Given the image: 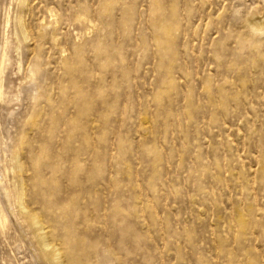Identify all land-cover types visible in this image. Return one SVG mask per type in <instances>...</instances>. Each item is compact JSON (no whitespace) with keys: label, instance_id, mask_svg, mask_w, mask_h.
<instances>
[{"label":"rangeland","instance_id":"obj_1","mask_svg":"<svg viewBox=\"0 0 264 264\" xmlns=\"http://www.w3.org/2000/svg\"><path fill=\"white\" fill-rule=\"evenodd\" d=\"M23 1L0 0V264H264V0Z\"/></svg>","mask_w":264,"mask_h":264},{"label":"bare ground","instance_id":"obj_2","mask_svg":"<svg viewBox=\"0 0 264 264\" xmlns=\"http://www.w3.org/2000/svg\"><path fill=\"white\" fill-rule=\"evenodd\" d=\"M24 1H25V0H24ZM24 1H23V2H24ZM21 2H22V0H21ZM25 3H26V2H25ZM23 5H24V4H23ZM25 5H26V4H25ZM20 7H21V6H20ZM22 9H24V7H22ZM20 11H21V8H20ZM23 12H24V11H23ZM18 13H19V12H18ZM18 13H17V14H18ZM19 14H21V13H19ZM8 16H9V15H8ZM18 17H19V16H18ZM18 17H17V18H18ZM20 18L23 19V16H22V17L20 16ZM20 18H19V19H20ZM248 18H249V19H248L249 24H250V26L252 27L253 30H257V31H258V30L262 29V31H263V29H264V16L262 17V16H259L257 13H254V14L252 13V15H250ZM7 22H8V20H7ZM16 22L19 23V21H16ZM20 22H22V21L20 20ZM246 24H247V23H246ZM7 25H8V24H7ZM19 28H21V27H19ZM248 28H249V27H248ZM26 29H27V28H26L25 26H22L21 31H22V34H23V35H26ZM250 29H251V28H250ZM18 31H19V30H18ZM253 32H254V31H253ZM263 32H264V31H263ZM20 33H21V32H20ZM21 36H22V35H21ZM22 37H23V36H22ZM24 38H25V36H24ZM5 39H6V38H5ZM5 43H6V42H5ZM7 44H8V43H7ZM2 45H3V44H2ZM7 46H8V45H7ZM3 47H4V46H3ZM4 49L6 50L7 47L4 48ZM2 51H3V50H2ZM2 51H1V54L3 53ZM6 52H7V51H6ZM4 54H5V53H4ZM2 55H3V54H2ZM3 57H4V56H3ZM6 57L8 58L9 56H5V58H6ZM9 58H10V57H9ZM9 60H10V59H9ZM7 62H8V61H7ZM1 63H2V64L4 63V58L2 59V62H1ZM6 65H7V63H6ZM6 65H5V66H6ZM3 67H4V66H3ZM2 69H3V68H2V66H1V67H0V70L2 71ZM4 70H5V69H4ZM1 71H0V72H1ZM1 73H2V72H1ZM0 76H1V75H0ZM1 78H2V77H1ZM0 80H2V79H0ZM2 82H3V81H2ZM1 84H2V83H1ZM0 87H1V85H0ZM3 88H4V87H3ZM1 93H2V92H1ZM4 94H5V93H4ZM1 98H3V97H1ZM2 101H3V100H2ZM21 200H22V199H21ZM0 205H1V204H0ZM21 205L23 206V204H21ZM0 208H1V207H0ZM2 209H3V208H1V210H2ZM22 209H24V207H23ZM5 215H6V214H5ZM0 216H1V215H0ZM2 218H3V217H1L0 219H2ZM4 218H5V217H4ZM6 220H8V219H6ZM1 221H2V220H0V222H1ZM2 222H3V221H2ZM2 222H1V223H2ZM7 222H8V221H7ZM1 223H0V224H1ZM3 223H4V222H3ZM35 223H36V222H35ZM36 224H37V223H36ZM34 225H35V224H34ZM61 225H62V224H61ZM63 227H64V226H63ZM2 228H3V227H2ZM36 228H37V227H36ZM7 229H8V228H7ZM37 229H38V228H37ZM8 230H9V229H8ZM42 230H43V229H42ZM44 230H45V229H44ZM44 230H43V231H44ZM65 230H66V229H65ZM37 231H38V230H37ZM62 231H63V230H62ZM1 232H2V231H1ZM4 233H5V232H4ZM4 233H3V234H4ZM50 233H51V232H50ZM62 233H63V232H62ZM66 233H67V232H66ZM51 234H52V233H51ZM64 234H65V231H64ZM49 236H50V235H49ZM61 236H62V235H61ZM63 236H64V235H63ZM63 236H62V238H64ZM44 237H45V236H44ZM51 237H54L53 234H52ZM47 238H48V237H47ZM49 238H50V237H49ZM44 239H46V238H44ZM49 240H50V239H49ZM45 244H46V243H45ZM50 245H51V244H50ZM41 247H42V245H41ZM41 247H40L39 249H41ZM43 247H44V245H43ZM48 247H49V243H47V244L45 245V249H43V250H46V252H47V249H49ZM50 247H51V246H50ZM52 247H53V246H52ZM52 247H51V248H52ZM52 250H53V249H52ZM61 250H62V249H61ZM43 252H44V251H43ZM48 252H49V251H48ZM48 252H47V254L45 253V255H48L49 257L51 256L52 259H55V258L57 257L55 253H57L58 251L56 252V250H53L52 252H49V253H48ZM41 253H42V252H41ZM62 253H63V252H62ZM39 254H40V253H39ZM57 255H58V254H57ZM63 255H65V254L63 253ZM40 256L42 257V255H40ZM64 257H67V256H64ZM43 258H44V257H43ZM43 258H42V259H43ZM49 259H50V258H49ZM50 260H51V259H50ZM50 260H49V261H50ZM55 260H56V259H55ZM44 262L46 263V261H44ZM55 262H56V263H55ZM66 262H67V261H66ZM66 262H64V263H66ZM47 263H48V262H47ZM47 263H46V264H47ZM52 264H53V263H52ZM54 264H63V262L60 261V259H59V261H58V260H57V261H54Z\"/></svg>","mask_w":264,"mask_h":264}]
</instances>
